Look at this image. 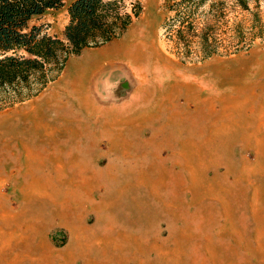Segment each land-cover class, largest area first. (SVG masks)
<instances>
[{"label":"rangeland","instance_id":"374dc122","mask_svg":"<svg viewBox=\"0 0 264 264\" xmlns=\"http://www.w3.org/2000/svg\"><path fill=\"white\" fill-rule=\"evenodd\" d=\"M122 1L129 12L141 7L123 36L70 54L38 95L0 108V132L11 126L8 116L34 114L14 122L30 152L0 135V264H264V38H248L236 53L225 48L237 23L245 33L264 24V0H247L248 9L236 0L201 7V25L213 13L223 17L220 50L210 57L198 45L190 56L177 53L163 27L164 0ZM66 10L51 9L38 22L64 38ZM111 65L113 83L127 88L104 102L95 83ZM70 76H82L83 94L96 106L64 91ZM57 91L61 105L43 110L48 130L35 131L43 98ZM111 121L112 135H102ZM90 131L99 135L95 168L117 165L104 175L88 172L81 186L69 155L56 162L50 148L58 144L60 157L90 148ZM49 133L54 137L41 138Z\"/></svg>","mask_w":264,"mask_h":264},{"label":"trees","instance_id":"16d2710c","mask_svg":"<svg viewBox=\"0 0 264 264\" xmlns=\"http://www.w3.org/2000/svg\"><path fill=\"white\" fill-rule=\"evenodd\" d=\"M208 2L164 0L168 17L163 27L184 57L193 53L194 45L205 57L220 50L217 31L223 17L213 13L203 25L198 22L199 11ZM236 3L249 8L247 0ZM64 6L69 20L62 38L48 32L46 22L38 21L48 10ZM215 7L213 2L211 11ZM140 13L141 7L127 11L122 0H71L68 4L67 0H0V108L38 95L60 75L70 54L120 38ZM236 27L234 40L225 47L229 53L242 50L245 46L240 44L248 38H264V24L247 33L241 23Z\"/></svg>","mask_w":264,"mask_h":264},{"label":"bare ground","instance_id":"6f19581e","mask_svg":"<svg viewBox=\"0 0 264 264\" xmlns=\"http://www.w3.org/2000/svg\"><path fill=\"white\" fill-rule=\"evenodd\" d=\"M117 47V46H116ZM127 50V49H126ZM110 67H112V69H110V70H103V71H101V73L98 75V77H97V79H96V83H95V92L97 93L98 91H100V93H103V97L101 98L100 97V99H102L104 102H110V101H113V102H116L117 101V98L126 90V88H127V85L126 84H120L118 81L116 82V83H113V81L115 82L116 81V76L118 75V74H116V69H117V66L116 65H111ZM68 75L69 74H66V77H68ZM118 78V77H117ZM85 79V78H84ZM226 79L227 80H229L230 81V78L227 76L226 77ZM113 80V81H112ZM226 80V81H227ZM229 81H227V83H230ZM82 82H83V79H82V76L81 77H78V78H72V76H70L69 77V79L67 80V83H68V87L66 88V89H64V91H67V89H70L71 88V90L73 91V92H75V96L77 97V99H78V101L79 102H86L87 103V101H89L90 102V104L89 105H94V106H96L95 105V102L93 101V100H91L92 98L90 97V95H88V96H86L85 94H83L84 92H83V86H82ZM233 83H236V85L237 86H240L241 85V82H237V81H233ZM263 88V87H262ZM88 91V90H87ZM63 92V91H62ZM171 95V94H170ZM44 100H43V102H44V107H42V109H40V113H38L37 115L39 116V119H38V121H35L36 122V124H34L33 125V129L35 130V131H37V132H40L41 131V129L42 128H45L46 130H48V126H47V124L46 123H44V121H45V117L43 116V110L44 109H46V108H56V107H58V106H60L61 105V103L63 102V98H62V93L60 92H55V93H53L49 98H43ZM234 104H236V103H234ZM240 105V104H239ZM238 105V106H239ZM201 106V105H200ZM199 106V107H200ZM203 106V105H202ZM230 107V106H229ZM232 107V106H231ZM239 107H241V106H239ZM203 108V107H202ZM30 109L31 110H37V107H36V105L35 104H32L31 105V107H30ZM208 109V108H207ZM226 109V108H225ZM230 109H235V107L233 108H230ZM238 109V108H237ZM236 109V110H237ZM211 111V110H210ZM227 111V110H226ZM229 111V110H228ZM18 112H21V111H18ZM235 112V110H233V112L232 113H234ZM240 112V111H239ZM31 112H29V110H27V112L25 113V112H23V114H21V113H18L17 114V112H16V114L15 115H13V116H8V120L10 121V122H12V124H11V126H9V129L7 130V131H4V132H0V135H2L3 136V140H4V142H6L5 143V145H7V146H10L11 147V141L13 140V139H19V140H21V144H22V146H23V149H26V150H29L28 149V145L25 143V140H26V138H28L27 136H26V132H23L22 134L18 131V129L15 127V123L14 122H16L17 120H21L22 119V117L23 118H25V119H27L28 117H31L32 115H34V114H30ZM198 113V112H197ZM225 113V112H224ZM213 114V113H212ZM235 114H236V112H235ZM239 114V113H238ZM205 115V114H204ZM209 115V114H208ZM36 116V115H35ZM38 116H36V117H38ZM203 116V115H202ZM225 116V115H224ZM223 116V117H224ZM233 116H235V115H233ZM210 117V116H209ZM211 117H212V115H211ZM228 117V116H227ZM200 118V117H199ZM206 118H208L207 116H206ZM217 118V117H216ZM4 119H6V118H3V120ZM2 120V121H3ZM221 120H225V119H222L221 118ZM220 121V120H219ZM230 121H232V120H230ZM204 122V121H203ZM223 122V121H222ZM233 122L234 121H232V123H231V125L233 124ZM236 122V121H235ZM13 123H14V125H13ZM110 123H112V121L111 122H107L106 124H108V126H104V127H108V128H104L102 131H101V134L102 135H112V133H113V131H114V128H113V123L111 124V126L109 127V124ZM194 123H196V122H194ZM226 123H228V122H226ZM237 123V122H236ZM186 124V123H185ZM230 124V123H229ZM211 125V124H210ZM218 125V124H217ZM221 125H222V123H221ZM228 125V124H227ZM197 126V125H196ZM195 126V127H196ZM91 127V126H90ZM218 127V126H217ZM223 126H221V128H222ZM232 127V126H231ZM210 128V127H209ZM225 128V127H224ZM224 128H222V129H224ZM84 128H82V130H83ZM208 129V128H207ZM82 130H80V131H78V134H81L83 131ZM100 130H101V128H100ZM29 131H31V130H29ZM50 131V130H49ZM222 131V130H221ZM223 131H225V130H223ZM227 131V130H226ZM99 132V131H98ZM169 132V131H168ZM217 132V131H216ZM219 132V131H218ZM203 133V132H202ZM223 133V132H222ZM54 135L53 133H49L48 135H42L41 136V138H44V137H47V138H50V137H52V135ZM154 134V133H153ZM170 134V133H169ZM51 135V136H50ZM83 135V134H82ZM90 136L91 137V139H92V146L89 148H87V149H80V147L78 146L77 147V150H65V153L60 157V155H59V151H58V144L57 145H53L50 149H51V151H50V156H51V158H53L54 159V161H56L57 162V160H59V159H62V160H64L68 155H69V157H70V160H69V165L72 167V168H74V167H78V168H76V170L78 169L79 170V173H76V174H78V176L77 177H79L80 179H81V182H80V184L82 183V182H85V180L87 181V179H89L88 177H87V173L89 172L90 174H95V173H98V174H102L103 172H105V171H107V172H110V170H113V168H115L116 167V165L117 164H113L112 162H109V164L107 165V167H106V170L104 171V170H102L101 168H99V169H96L95 168V157H97V150L95 151V147H96V145H97V140H98V137H99V135L97 134V132H95V131H90L88 134H87V136ZM110 135V136H111ZM50 136V137H49ZM214 136H215V134H214ZM54 137V136H53ZM52 137V138H53ZM115 137V136H114ZM119 137V136H118ZM174 137V136H173ZM102 138V137H101ZM100 138V139H101ZM99 139V140H100ZM170 139V138H169ZM112 140V139H111ZM117 140V139H116ZM139 140V139H138ZM143 140V139H142ZM171 140V139H170ZM149 141V140H148ZM159 141V140H158ZM157 141V142H158ZM186 141V140H185ZM184 141V142H185ZM189 141V140H188ZM171 142V141H170ZM160 143V142H159ZM96 144V145H95ZM158 144V143H157ZM163 144V143H162ZM167 144V143H166ZM68 146H74V145H71V144H67ZM141 146V145H140ZM179 148V147H178ZM63 149V148H62ZM11 150V149H10ZM174 150H175V148H174ZM29 152H30V150H29ZM32 153V152H31ZM117 153V152H116ZM122 153V152H121ZM195 153H196V151H195ZM28 154V153H27ZM34 154V153H33ZM123 154L125 155V156H127L126 154V151H123ZM191 154V153H190ZM134 155V154H133ZM150 155V154H149ZM189 155V154H188ZM194 155V154H193ZM35 156V155H34ZM37 156V155H36ZM48 156V155H47ZM183 157V156H182ZM88 158V160H85V159H87ZM189 158V157H188ZM134 159V158H133ZM191 159V158H190ZM196 160H197V158H195ZM118 160H120V159H118ZM138 160V159H137ZM175 160V159H174ZM192 160H193V157H192ZM37 161V160H36ZM111 161H112V159H111ZM183 161V160H182ZM189 161V160H188ZM195 161V160H194ZM135 162V161H134ZM124 163H126V164H129L128 162H124ZM196 163H197V161H196ZM98 164V163H97ZM138 164V163H137ZM173 164V163H172ZM188 164V163H187ZM79 165H80V168H79ZM124 165V164H123ZM134 165V164H133ZM166 165V164H165ZM193 165V164H192ZM188 166V165H187ZM190 166V165H189ZM195 166V165H194ZM99 167V166H98ZM125 167V166H124ZM144 167V166H143ZM193 167V166H192ZM190 168V167H189ZM156 169H158V168H156ZM161 169V168H160ZM41 170V169H40ZM75 170V171H76ZM117 170V169H116ZM149 170V169H148ZM73 171V170H72ZM75 171H74V173H75ZM111 173V172H110ZM143 173V172H142ZM153 173V172H152ZM175 173H176V171H175ZM194 173V172H193ZM102 175H104V174H102ZM99 176V175H98ZM9 177H10V175H9ZM90 177V176H89ZM107 177V176H106ZM173 177V176H172ZM55 179V178H54ZM98 179H99V177H98ZM109 179V178H108ZM2 180V179H1ZM91 180H92V178H91ZM105 180V179H104ZM5 181V180H4ZM89 181V180H88ZM98 181V180H97ZM107 183H109V182H107ZM83 184V183H82ZM82 184H81V186H82ZM92 184V183H91ZM104 184V183H103ZM116 185V184H115ZM120 185V184H119ZM88 187V186H87ZM169 187V186H168ZM83 189H84V187H83ZM72 190V189H71ZM110 191V190H109ZM175 192V191H174ZM75 194V193H74ZM166 195V194H165ZM177 195V194H176ZM161 200V199H160ZM172 200V199H171ZM89 201H90V199H89ZM96 201V200H95ZM95 201L93 200V199H91V202L92 203H95ZM104 202L107 204V202L106 201H102L101 203L104 205ZM70 203V202H69ZM91 205V204H90ZM103 207V206H102ZM102 209V208H101ZM97 209H95V211H96ZM105 210V209H104ZM97 212H100V211H98L97 210ZM82 213V212H81ZM109 214V213H108ZM72 216V215H71ZM82 218V217H81ZM96 218V217H95ZM127 218V217H126ZM71 219V218H70ZM78 219H79V217H78ZM97 219V218H96ZM106 219V218H105ZM105 219H104V221H105ZM100 222L101 221H99V224H100ZM107 222H108V220H107ZM111 222V221H110ZM96 223V222H95ZM106 224V223H105ZM104 224V225H105ZM120 224V223H119ZM111 225V224H110ZM118 225V224H117ZM122 226V225H121ZM120 226V227H121ZM102 227V226H101ZM118 227V226H117ZM98 228H100V226L98 227ZM97 228V229H98ZM104 228V227H103ZM108 228H111V226L110 227H108ZM112 228H113V226H112ZM95 229H96V226H95ZM114 229H116V227H114ZM124 229H127V228H124ZM128 229H130V228H128ZM131 230V229H130ZM105 231V230H104ZM114 231V230H113ZM117 231V230H116ZM126 231H128V230H126ZM101 232V231H100ZM107 232V231H106ZM112 232H110V234H111ZM95 234V233H94ZM97 234V233H96ZM101 234H102V232H101ZM106 234V233H105ZM110 234H108L107 233V235H110ZM115 234V233H114ZM93 237V236H92ZM96 238H97V236H95ZM108 237V236H107ZM112 237V236H111ZM126 237V233H123V232H120L119 233V235H118V239H122V240H124V238ZM132 238V237H131ZM159 242V241H158ZM134 244V243H133ZM137 244V243H136ZM134 246H135V244H134ZM135 248H136V246H135ZM139 248H141V246H139L138 248H137V250H139ZM150 251V250H149ZM141 252H143V249H141ZM144 253V252H143ZM145 254V253H144ZM146 254H147V251H146ZM158 256H157V258H159L161 255H160V252H158V254H157ZM120 257V256H119ZM118 257V258H119ZM156 258V259H157ZM120 259H121V257H120ZM155 259V260H156ZM135 262H137L136 261V257H135ZM136 264H138V262L136 263ZM156 264H157V262H156Z\"/></svg>","mask_w":264,"mask_h":264},{"label":"crops","instance_id":"0c3cea01","mask_svg":"<svg viewBox=\"0 0 264 264\" xmlns=\"http://www.w3.org/2000/svg\"><path fill=\"white\" fill-rule=\"evenodd\" d=\"M51 10V9H50ZM49 11V10H48ZM45 15V14H44ZM43 15V16H44ZM44 18V17H43ZM42 17H41V19H43ZM68 20H69V17H68V11L66 10V13L64 14V21H63V26H64V28L66 27V25H67V23H68Z\"/></svg>","mask_w":264,"mask_h":264}]
</instances>
